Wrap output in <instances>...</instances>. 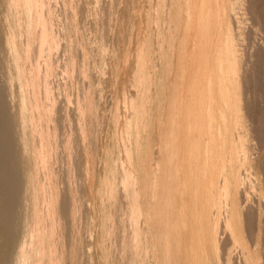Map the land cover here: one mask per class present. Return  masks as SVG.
<instances>
[{
  "label": "rangeland",
  "instance_id": "rangeland-1",
  "mask_svg": "<svg viewBox=\"0 0 264 264\" xmlns=\"http://www.w3.org/2000/svg\"><path fill=\"white\" fill-rule=\"evenodd\" d=\"M50 1L53 2L51 3V7L53 8L52 14H54V22L56 23V19L60 18L61 19L57 21L61 22L64 18V22L62 21L64 25L61 24V26L59 25L60 23L57 22L56 25L58 24V27L55 25V29L57 28L58 33H61L62 36L64 35L62 33L65 32V36H63L64 42L65 37L66 41L68 40V43H71L70 41H72L71 45L67 42L65 44L63 42V37L60 35L61 49L59 48V62L60 64H63L62 62L64 61L68 63L70 56L75 55L77 63L74 74L75 80L80 76L77 80L78 82H75L79 86H77L78 92H81L79 94L80 99H85L81 100L84 101V106H81L83 109L79 107L78 110L79 104L75 98L71 100L72 103L66 105L67 116L70 121H67L69 124L65 123V125H70V130L73 128L71 132L74 135L72 136L75 138V140L71 136V139L74 140L72 142L74 144H72L73 147L71 150H73V148L76 149L71 151L70 155H62L63 158L61 157V159H64L62 160L63 163L68 166H63V164L60 163V167L62 168L63 166V170H60V176L62 175L61 178H63V175L70 174L67 176V179L68 177L70 179L73 177V180L68 179L69 181H67L65 177L66 182L69 184L63 185V190L68 186H76V189L73 187L72 188L76 192L75 200L77 201V198L79 200L78 203L76 202V205L79 204L77 205V208L80 207L77 209L76 213V215L78 214V217H76L77 219L75 218V223H77L75 224V227H77L78 224L80 225L78 226L80 229L77 227L79 231L75 227L71 228L70 224H67V222H69L67 220V226L65 224L64 227V235L68 234L66 236L67 238L64 236V242H67L65 243V247H67L66 251H68L70 248L68 251V254L70 255L68 258L69 261H67V258L65 260L67 264L68 262L69 264H124L127 262V246H123L122 244H125L123 241H125L124 237L127 236L123 237L120 234L127 231L125 229L122 230L123 228L127 229V223L125 222V213H121L124 212L123 210L125 209L127 203L126 198H124L125 196L122 194V188L124 189V185L126 183L125 181L122 182L123 174L125 176L126 173L125 170L131 171L130 173L133 175V177L135 176V189L137 188V192H139L137 195L138 201L139 204H141L144 212V222H141V224L145 223V225L143 224L144 227L142 225V233L144 237H146L145 241H143L146 245L141 248H145V251L142 250V254L144 255L146 253L147 258L144 257V263H141H169L170 260L165 261L164 258H162L163 248L161 246V242L163 241L161 239L165 238V232L162 230L163 228L161 226V218L159 217L158 212V208L160 207V199L162 198L160 193L163 190L165 196V186L162 184V180L163 177L165 179V173L168 175L167 160L169 159V156H171L172 152L177 150V144L182 145L186 143L191 144L192 146L189 145L191 146L190 150V147H188V149L185 148V153L198 152L195 153L197 156L205 158L207 148H209V153H211V156L213 157V167L210 170V177L206 180L197 182L194 185V189H196L197 194L194 197L196 204L193 208V211L199 214L197 224L203 227H206L207 224L208 228L207 240L210 242V246L207 247L206 252L208 255L207 264H227L228 262L225 260L227 256H224L227 252L232 254L231 261L228 264H241V251H239L237 248L229 247L227 235L222 227V221H224L225 218L224 214H227V212L225 209L224 212H222L223 199L219 194L220 183L218 178L219 172L223 165L226 167L227 163L225 161L230 145L232 143L237 144V140H235V142L233 140L234 137H237V132L233 130L234 128L230 121V116L226 115V121L223 123L221 122L219 114L224 110V106H222L223 102L220 98L221 96L218 90L216 55L222 46L224 35L223 30L227 23V0ZM245 2H247L245 3V8L247 10L245 13L248 17H244L247 18V24L250 25H247L246 22H244L243 25L246 26L243 27L246 34H250L248 35L249 37L245 34L244 36H247V38L243 36V39L241 40L243 43L240 42L239 44L242 45L241 53L244 51V56L247 54L246 59L242 58L245 62L242 60L241 64L243 65L247 62V65L245 66L249 67L246 69L244 65V67L240 65V76L242 77H240V97L242 100V118H244V116L245 118L244 120L240 118L238 122L240 129H244L242 125L245 123L244 125L248 127L249 131L248 129L246 130L249 133L246 131V133H241L239 135V144L244 149L246 155H248V158L250 155L251 161H255L252 162L253 164L251 163V170L254 172L256 171L255 174L257 175V181L259 180L258 183L260 184V187H262L260 188V191L263 195L261 198H257L255 190H251L250 192V188L252 189L253 185L251 183L252 181L250 180L252 178L249 175V172H246V174H248L250 178L248 179V176L246 180H250V182H245V189L243 191L240 190V194L245 192L247 198L249 199V205L253 206L255 204L253 207H257L260 200L262 201H260V203L264 204V24H262V22L264 23V0H245ZM63 3L66 8L64 5H62ZM256 6H258V8ZM234 7L235 8L233 11L235 13H242L239 10L237 2H235ZM64 8L65 12L63 11ZM249 12L251 13L250 15H248ZM65 15L66 19L68 18L67 20L65 19ZM261 15L263 17H261ZM236 16L240 17L239 14ZM249 16L255 19L258 24H256L254 20L251 21L252 18ZM72 20L73 22L75 21L74 24L72 23ZM65 25L67 27H65ZM252 26H256L253 30L257 31V29H260L256 35H253V33L250 32L253 28ZM62 29L65 31L62 32ZM199 31L200 35H198L196 38L194 35ZM70 35L72 36L71 39L73 38L72 40L68 38ZM259 35L262 37V40ZM84 40L86 42H84ZM257 40L262 41V50L259 48ZM101 42L105 44L103 45ZM61 43L66 45V47L63 48L64 45L62 46ZM196 43H200L201 48H195ZM243 44L246 47L248 44L251 47L254 45V47L252 50H250L251 47L245 48L244 46V49ZM77 45L79 46L77 47ZM74 46H76V48ZM68 47H71V49L73 48L72 51H70L71 49L69 50ZM66 50L67 52L65 53L64 51ZM245 50H247V52H245ZM62 51L63 53H61ZM69 51L72 54L68 53ZM248 53L251 56H248ZM65 54L66 57L63 56ZM241 56L243 57V55ZM248 57L250 59L252 57L253 59L249 61ZM195 61V67L193 68V63ZM253 65L255 66L253 67ZM60 66L62 69V65ZM242 67L243 71L248 70L249 72L244 71L245 73H242ZM100 68L103 69L101 70ZM260 70L261 72H258ZM246 74L250 75L251 79ZM66 76L67 75H65V77ZM59 77L60 76H58V78ZM246 78L248 81L245 80L244 82L243 80ZM255 78L257 82L255 81ZM64 81L67 87L69 84V78H65ZM241 81L244 83L247 81L248 83L244 84ZM80 87L82 90L79 89ZM67 88H69V86ZM86 90H88V93H85ZM68 91L70 92V90ZM85 94L88 98L85 96ZM243 94L245 96H243ZM74 97H76V95ZM94 98L96 105L94 104V101H92ZM61 103L63 104V102ZM90 103L94 104L96 110L90 108L93 106ZM200 107L204 108L202 114L199 113ZM243 109L249 112L243 111ZM254 109L257 110L255 111ZM89 111H91V114L92 112L93 114L96 113L93 115L95 116V119L92 118L90 113H88ZM254 111L257 113V115L254 113ZM82 112H84V116L82 115ZM253 113L255 115H253ZM75 114H77V116ZM81 115L83 116L82 118H80ZM89 118L95 120V126H92L94 122H92V119L87 122ZM245 120L248 121L244 122ZM188 121L192 122V128L195 129L198 127L199 130L195 129L192 130L191 133H187L185 125ZM203 121H205V126L202 125ZM80 123L83 124L82 132L79 131ZM87 123L91 124H88L87 126ZM209 123L211 125H209ZM128 124H131L130 127ZM65 125L64 130L66 131V127L68 125ZM228 125L229 129L228 131H225V127ZM248 125L251 126L249 127ZM127 126L129 128H127ZM208 126H212L211 128H213L212 140L210 139ZM92 127H94V129ZM257 127L259 128L257 129ZM127 131L130 132L128 133ZM84 132L86 133L84 134ZM186 135H189V140L186 139ZM252 144H254L253 147ZM260 146H262V148ZM172 148L173 151H171ZM251 148L254 149L252 150ZM210 149L212 152H210ZM177 151V155L180 156V149L178 148ZM237 151H239V149H237ZM253 153H255V156L257 154V158L253 156ZM72 155H74V159L76 161L70 158H73ZM252 158H256L257 161L255 159L252 160ZM260 159L263 163H261ZM73 160L75 164H73ZM238 163L239 162L236 164ZM64 168L66 172L64 171ZM74 169H76V171ZM111 172L113 173L112 177ZM73 174L76 176V178ZM128 175L129 173L126 176ZM108 180H111L112 182H108ZM73 181H75V184H73ZM70 182L72 183L71 185ZM108 183H112V186L114 187V194H112V197L107 195V189L109 190L110 186H107ZM116 184L120 189L115 187ZM246 188L249 194L247 193ZM66 190L64 191L66 192ZM236 190L235 187L234 189H231V193L229 195L231 199H235ZM65 192L63 194L64 199L66 196L68 197ZM240 194L238 192L239 197L236 196V201L238 202H241L242 199L240 198ZM76 195L78 196L76 197ZM113 201H115V203ZM256 204L258 205L256 206ZM263 204H260V207H262ZM112 205L114 207H112ZM110 209L112 213L110 212ZM215 210H218V212L215 213ZM246 210L247 208L244 209V212L242 213L243 215L248 211ZM148 211L149 213H147ZM117 213L119 216H117ZM204 214H206V216ZM262 215L264 217V212ZM255 217L254 220H257ZM220 218L222 221H220ZM263 220L264 219L262 217L258 219V221H260L264 227ZM115 221L120 222V224L117 222L118 227L120 228H122L121 225L124 222L123 225L125 227L122 225L123 228L121 230L120 228L117 229L118 227L116 228L117 224ZM114 224H116L115 227ZM66 227H69L67 230H72L67 232L65 231ZM107 227H109L108 229L110 230H108ZM75 229L79 233H77ZM202 229L206 234V229ZM115 230H118L117 232L120 235L115 232ZM254 231H252L251 234L249 233L250 235L246 232L244 233V236L245 239L246 235L249 236L247 241L252 237L253 241L252 238L250 240L253 243H251H257L258 250L262 249L260 251L261 256H259V260L255 264H264V231ZM185 233H187L188 236H192V238L195 237L193 230L189 231V233ZM123 235L127 234L124 233ZM76 238L78 239V243ZM115 238H117V241ZM118 239L119 241H122L123 239L122 242L120 241L121 244L118 242ZM212 239H218L219 241V247L217 250H215L213 247ZM113 241L114 243H112ZM117 243L123 247L120 245L118 246ZM251 243L249 242V244ZM178 244L179 241H176V247L172 252V260L173 262L175 261V264L178 262V264H181L182 262L177 249ZM185 245V247H187L186 243ZM75 258L76 260H74ZM182 263L185 264V262Z\"/></svg>",
  "mask_w": 264,
  "mask_h": 264
},
{
  "label": "bare ground",
  "instance_id": "bare-ground-1",
  "mask_svg": "<svg viewBox=\"0 0 264 264\" xmlns=\"http://www.w3.org/2000/svg\"><path fill=\"white\" fill-rule=\"evenodd\" d=\"M235 2L238 3L239 10L242 13H239V12L235 13L233 11L235 8L234 7ZM51 3L53 2H51L50 0H0V264H11V262L12 264H67L65 260L66 258L68 259L70 257V255L68 254V251L70 248L68 249V251H66L67 247H65V243L67 242H64V239H65L64 236L66 237L68 234L64 235V227L66 224V220L69 221L67 222V224L69 223L71 228H74L75 224H77L75 223V218L78 217V214L76 215V213H77V209H79L80 207L77 208V205L79 204L76 205V202L78 203L79 200L78 198H77V201L75 200L76 192L73 190V188L76 189V186L74 187V185H72L71 187L70 186H68L67 188L65 187L64 190L67 189L65 192L63 190V185L69 184L68 182H66V179H67V176H69L70 174L63 175L64 176L63 177L64 180H63V178H61L62 175L60 176V170H63L62 169L63 166L66 165L62 161L64 159H61L62 155L63 154L70 155L71 151H74L76 149V148L75 149L73 148V150H71L73 147L72 144H74L72 142L75 140V138H73L74 135L71 132L73 128L71 127L72 129L70 130L69 128L70 125H68L69 124L68 122L70 120L67 116L66 105L72 103L71 100L75 98L79 104L78 105V110H79V107L83 109V107L81 106H84L83 104L84 101H81L83 98L80 99L79 94L81 92L80 93L78 92L79 86L76 84L80 76L79 77L77 76L78 78H76L75 80V75H74L75 70H76L75 68L77 65L75 55L70 56V60L68 61V63H66L65 61H64L65 63L62 62L65 65L60 64L59 62V50L61 49L60 48L61 33L59 34L57 31V28L55 29V27L58 25V24L56 25V23L59 22L57 20H60L61 18L59 17L60 19H56V23L54 22L55 20L53 19L54 14H52L53 8L51 7ZM245 3H247L245 2V0H227L226 1L227 23L223 30L224 35H223V40H222V46L216 55V66H217V73H218V88H219L218 90L221 96L220 98L223 102L222 106H224V110L219 113L221 122L225 123L226 115L230 116V121L234 128L233 130L237 132L236 133L237 137L233 138L234 142L235 140H237V144L232 143L230 145L229 152H228V155L225 161L227 163L226 167L223 165V167L221 168L219 172L218 178H219V183H220L219 184V191H220L219 194L223 199V206H222L223 211L222 212H224V209L227 212V214H224L225 215L224 221H222L221 218H220V221L223 222L222 227H223L224 232L227 235V241H228L229 247H234V248H237L239 251H241V255H242L241 258H242L243 264H252V263L255 264L259 260V256H261L260 251L262 249L258 250L257 243L252 244L253 238L251 236L250 237L252 238V241L250 240L251 238L247 241V238L249 236L246 235V239H245L244 233L247 232V234L249 233L251 234V232L254 230H256L257 232L264 231L262 230L264 229L262 223L258 221V219H260L261 217L264 219L262 215L264 212V204L260 203L261 201L260 200L259 205L256 204V206L257 205L258 206L253 207L255 204L253 206L249 205L248 203L249 199L247 198L246 193L242 192L243 194L242 193L240 194V190L243 191L245 189V186H246L245 182L247 183V182H250L251 180L253 188L252 189L250 188V192L251 190L253 191L255 190L257 198H261V196L263 195L261 194V191H260V188L262 187H260V184L258 183L259 180L257 181V175L255 174L256 171L254 172L251 170L252 168L251 163L255 161H251L250 155H249L250 159L248 158V155H246L244 149L239 144V135L241 133H246L247 131L246 129H248V127L244 125L245 123H243L242 125L244 129H240L239 122H238L240 118L242 120H244L245 118V116L244 118H242V107H241L242 100L240 97V77H241L240 76V65L241 66L247 65L246 64L247 62L243 65L241 64V61L243 60L242 58L246 59L247 54L244 56V53H243L244 51L242 52L243 54L241 53L242 45L239 44L240 42H242L241 40L243 39V36L246 34L244 30V27L246 25H243L244 22H246L247 24V20H246L247 18L244 17V16H247V14L245 13V11H247L245 8L246 7ZM62 5H64V3ZM256 7L258 8V6ZM65 8L63 9L64 12H65ZM251 8H252V5H251ZM238 14L240 15V17L236 16ZM250 14L251 13L249 12L248 15ZM262 14H263V11H262ZM259 15H260V11H259ZM261 17L263 16L261 15ZM65 19H66V15H65ZM253 20L256 24H258L255 21V19L252 18L251 21ZM62 21L64 22V18L62 19ZM62 21L59 22L60 23L59 25L61 24L64 25ZM74 22L72 20L73 24ZM262 24L264 23L262 22ZM247 25H250V24H247ZM65 27L67 26L65 25ZM254 27L252 28L250 32L253 33V35H256L258 31H260V29L259 30L257 29L256 31V30H253ZM61 28H64V27H61ZM64 31L65 30H63L62 32ZM262 31H263V26H262ZM199 33L200 31L196 32L194 36L197 38V36L200 35ZM62 34H64L63 36H65V32ZM249 34H246V35L248 36ZM247 36H244V37L247 38ZM71 37L72 36L70 35V37L68 38L71 39ZM260 38L262 40V37ZM85 40L84 42H86ZM63 42H64V37H63ZM66 42L68 43V40L66 41V37H65L64 43L66 44ZM70 42L72 43V41ZM71 43H68V44L71 45ZM200 43H196L195 48L199 49ZM244 44H243V48L245 46ZM63 45L64 44H62V46ZM79 45H77V47ZM258 46L262 50V47H263L262 41H258ZM65 47L66 45H64L63 48ZM71 47H68V49L70 50ZM74 47L76 48V46ZM248 47L250 48L251 46L249 44L247 45V47L245 46V48H248ZM253 47H251L250 50H252ZM72 49L70 51H72ZM70 51L68 53H71ZM64 52L66 53L67 50ZM245 52H247V50H245ZM61 53H63V51ZM241 55H243V57ZM63 56L66 57V54ZM248 56H251V55L249 54ZM251 59L253 58L251 57ZM251 59L249 58V61ZM65 60H68V59H65ZM195 63L196 61L193 63V68L195 67ZM59 64L62 65V69ZM254 66L255 65H253V67ZM243 67L241 71L242 73L245 71V70L243 71ZM261 70L258 72H261ZM65 75L67 76L65 77ZM58 76L60 77L58 78ZM247 76L251 79L250 75H247ZM67 77L69 78V84H68L69 88H67L68 86L66 87V84L64 83L65 82L64 79ZM247 78L244 80L242 79V80L244 82L245 80L248 81ZM247 81L246 83L242 81L241 82L244 84H247L248 83ZM255 81L257 82L256 78H255ZM79 89L82 90L81 87ZM68 90H70V92ZM87 91L88 90H86L85 93H88ZM74 94L76 95V97H74L75 96ZM85 96L87 97L86 94ZM243 96L245 95L243 94ZM92 101H94V104H95V98ZM61 102H63V104ZM94 104H92L93 106L90 108L96 110ZM203 109H204L203 107L199 108L200 114L203 113L202 112ZM243 111H247V110L243 109ZM255 111L254 113H256ZM90 112L91 111H89L88 113ZM82 113H83L82 115L84 116V112ZM254 113L253 115H255ZM94 114L92 112L91 115H92V118L95 119V116H93ZM75 115L77 116V114ZM82 115L80 118L83 117ZM92 118H89L87 122H89L90 119ZM94 119H92V122L94 121L92 126L95 123ZM246 121L248 120H245L244 122ZM65 123H68L66 124L68 125L66 127L67 129L66 131L64 130ZM202 123H203L202 125H204L205 121H203ZM88 124H91V123H87V126ZM82 125H83L82 123H80L79 125L80 127L79 131L81 132H82ZM209 125L211 124L209 123ZM185 126L187 129V133H191V131L195 129L199 130L198 127L195 129L192 128L191 121H188ZM248 126L250 127L251 125H248ZM129 127L127 126V128ZM211 127L208 126V132L210 134V139L212 140L213 128ZM92 128L94 129V127ZM258 128L259 127H257V129ZM228 129H229V125L225 127V131H228ZM127 132L129 133L130 131H127ZM85 133L86 132H84V134ZM71 136L74 140L71 139ZM188 138H189V135L188 136L186 135V139ZM189 145L191 144H187V143L182 144V145L177 144V150L178 148L180 149V156L177 155L178 151L176 149H175L176 150L175 152H172L171 156H169V159L167 160L168 175L167 173H165V179L163 177V180H162V184L165 186V187L163 186L165 188V196L162 190L160 193L162 198L160 197L161 198L160 207L158 208L159 209L158 212H159V217L161 218V226L163 228L162 230H164L165 232V235L163 234L165 238L161 239L163 241L161 242V246L163 248L162 258H164L165 261L170 260L168 264H175L174 263L175 261L173 262L172 260L173 259L172 252L174 248L176 247V241L177 242L179 241L177 249L179 252L180 259L182 260V262H185V264H207L208 262V255L206 254L207 247L210 246V242L207 240L208 239V235H207L208 228H207V224H206V227H203L197 224L198 222L197 220L199 219V214L193 211V208L195 207V204H196L194 197L197 194L196 189H194V185L197 182L206 180L210 177V170L213 167L212 165L213 157L211 156V153H209V148H207L205 158L204 157L201 158L197 156L195 153H198V152L185 153V148L188 149V147H190L189 150L191 149L192 145L191 146ZM253 145L254 144H252V147ZM260 147L262 148V146ZM237 149H239V151H237ZM171 151H173V148ZM210 152H212L211 149H210ZM72 156L73 158L70 156L69 157L71 159H74L75 158L74 155ZM253 156H255V153H253ZM238 158H239V161H238ZM256 158H252V160L253 159L256 160ZM74 160H73V164H75ZM237 162L239 163L236 164ZM60 163L63 164L62 168L60 167L61 166ZM261 163H263L262 160H261ZM74 170L76 171V169ZM64 171H65V168H64ZM125 172H126L125 176L123 174V177H122L123 178L122 182L125 181L126 186L122 183L124 185V189L122 188L123 190L122 194L125 196L124 198H126L127 203H126L125 209L123 210L124 212H121V213L123 214L125 213L126 215L125 222L127 223V229L123 228L124 222L122 223L123 226L121 225L123 229L118 227V223L120 224V222H118L119 220L115 221L117 224L116 228L118 227L117 229L120 228V230L121 229L127 230L126 232H124L127 235H123L124 234L123 232H122L123 234L120 233L123 237L127 236V237H124L125 241H123L122 239V241L125 242V244L122 243L123 246L126 245L127 246L126 249L128 250V256L126 260L127 262L124 264H142L141 262L144 263V260H145L143 258L146 257L145 252H144L145 256L142 254L143 252L142 250L145 251V248L144 249L142 248L143 246L146 245L144 244L145 242H143L145 241L146 237H144L142 233V228L144 227L145 223H143L144 225L141 224V222H144L143 220L144 212H143L141 204H139V201H138L137 195L139 194V192H137V188L135 189V186H136L135 185L136 180L134 179L135 176L133 177V175L130 173L131 171L125 170ZM246 172H249V175L252 178L249 181L246 180L247 177L249 176L248 174H246ZM69 173H70V170H69ZM128 173L129 175L126 176ZM112 174L113 173L111 172V177H112ZM250 176L248 177V179L250 178ZM71 178L72 179L68 177V179L73 180V177ZM68 179L67 181H69ZM111 180H108V182ZM74 182L75 181H73V184H75ZM71 184L72 183L70 182V185ZM107 186H109V190L107 189L108 191L107 195L112 197V194H114L113 193L114 182H113V186H112V183L111 184L108 183ZM115 187L118 188L117 184ZM234 187H235V190L237 189L236 196L239 197L238 192L241 195L240 197L242 198L241 202L236 201V196H235V199H231L229 197L231 193V189L232 188L234 189ZM64 192L68 195V197L66 196L67 198L65 197V199L63 197ZM247 193H248V190H247ZM77 196L78 195H76V197ZM113 202L115 203V201ZM260 204H263V206L261 205L262 207H260ZM112 207L114 206L112 205ZM246 208L248 211L246 210L247 212H245L243 215L242 213L244 212V209ZM110 212L112 213L111 209H110ZM217 212L218 210L217 211L215 210V213ZM147 213H149V211ZM204 215L206 216V214ZM117 216H119L118 213H117ZM254 217L257 220H254ZM263 223H264V220H263ZM116 224H114V227ZM78 226L80 225L78 224L77 227ZM77 227L75 228L77 229ZM68 228L69 227H66L65 231L70 232L72 229L69 231L67 230ZM108 228L109 227H107V229ZM202 228L206 229V234L205 232H203ZM79 229L77 230L79 231ZM192 230H193V233L195 234L194 238H192V236H188L187 233H185V232L189 233V231H192ZM213 230H214V227H213ZM78 231L76 232L79 233ZM117 231L118 230H115V232ZM76 232H75V236H76ZM161 235H162V232H161ZM115 239L117 241V238ZM120 241L118 239V242ZM212 241H213L212 244H213L214 249L217 250L219 247L218 239H215V240L212 239ZM249 242L250 243L252 242L251 243L252 245L249 244ZM77 243H78V239H77ZM112 243H114V241ZM185 243L187 244V247H185L186 246ZM120 252H117V253H120ZM224 256H227V258H225V260H227L226 262L230 263L232 254L227 252L226 255ZM74 260H76V258ZM67 261H69V259ZM182 262L181 264H183Z\"/></svg>",
  "mask_w": 264,
  "mask_h": 264
},
{
  "label": "snow or ice",
  "instance_id": "snow-or-ice-1",
  "mask_svg": "<svg viewBox=\"0 0 264 264\" xmlns=\"http://www.w3.org/2000/svg\"><path fill=\"white\" fill-rule=\"evenodd\" d=\"M11 264H12V262H11Z\"/></svg>",
  "mask_w": 264,
  "mask_h": 264
}]
</instances>
